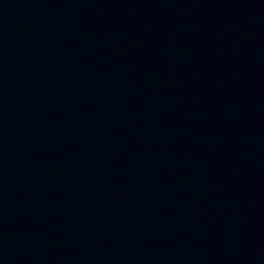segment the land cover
<instances>
[{
  "label": "water",
  "instance_id": "water-1",
  "mask_svg": "<svg viewBox=\"0 0 264 264\" xmlns=\"http://www.w3.org/2000/svg\"><path fill=\"white\" fill-rule=\"evenodd\" d=\"M0 264H264V0H0Z\"/></svg>",
  "mask_w": 264,
  "mask_h": 264
}]
</instances>
